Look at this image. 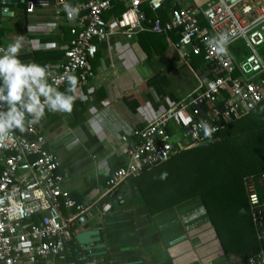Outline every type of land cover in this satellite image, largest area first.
Wrapping results in <instances>:
<instances>
[{
  "label": "built area",
  "instance_id": "1",
  "mask_svg": "<svg viewBox=\"0 0 264 264\" xmlns=\"http://www.w3.org/2000/svg\"><path fill=\"white\" fill-rule=\"evenodd\" d=\"M166 0H55L58 19L70 25L73 36L65 49L58 71L48 78L49 90L37 86L29 99L15 87L16 109L0 112L6 122L0 128V264H80L87 261L85 252H76L71 242L78 225L97 214L112 212L122 205L121 186L143 171L170 159L179 150L211 140L225 124L252 112L264 98V0H209L196 9L179 8L170 12L168 22L160 17L149 19L142 10L146 2L152 11L162 8ZM125 10L116 19L105 13L116 4ZM5 0H0L1 13ZM35 8L27 0V11ZM58 24V22H56ZM55 23L50 24L56 26ZM142 31L176 33L173 43L185 60L200 55L212 66L213 77L200 79L198 92L159 111L148 124L128 137L126 161L109 176L105 190L97 200L78 202L64 186L67 175L61 161L46 145L39 125V112L49 104L58 107L57 91L77 77L79 88L94 76L91 60L98 42L108 41L114 33L132 38ZM242 42L246 52L231 53L230 47ZM5 50L0 46V77L7 75ZM43 76L41 71L35 74ZM206 105L207 110L202 106ZM31 119L21 133L13 126L24 115ZM262 198L252 177L246 179L247 197L257 226L263 222L264 173L259 179ZM264 264V249L246 262Z\"/></svg>",
  "mask_w": 264,
  "mask_h": 264
},
{
  "label": "crops",
  "instance_id": "2",
  "mask_svg": "<svg viewBox=\"0 0 264 264\" xmlns=\"http://www.w3.org/2000/svg\"><path fill=\"white\" fill-rule=\"evenodd\" d=\"M5 1L0 46L5 50L7 75L0 77V104L7 113L16 109L15 87L29 99L37 86L49 90L48 78L60 68L73 36L70 25L58 19L55 0H34L32 12L27 11V0ZM208 1L166 0L161 20L168 22L174 9H196ZM124 10L123 3L116 4L105 18L113 21ZM178 38L176 33L153 31L139 32L130 39L114 33L107 42H98L91 60L94 76L86 85L79 88L75 76L57 91L58 107L49 104L34 110L29 105L31 114L39 112L46 145L60 159L61 172L67 175L64 186L76 201L97 200L110 174L125 163L123 137L151 122L159 111L195 95L203 76L213 77L212 66L202 56L192 55L185 62L177 54L173 43ZM242 47L237 42L230 51L238 55ZM260 53L264 59V46ZM38 71L43 73L40 78L35 75ZM202 107L207 110L206 105ZM247 118H255L264 127V98ZM30 119L26 114L13 126L23 133ZM5 122L0 112V128ZM256 185L260 189L259 180ZM121 194L122 205L114 204L111 213H95L86 222L90 229L101 230L107 253L88 258L85 252L87 261L82 264L243 262L237 254L225 255L199 199L149 214L143 210V198L133 194L131 183L121 186ZM80 229L82 225L77 226ZM77 245L78 252H84Z\"/></svg>",
  "mask_w": 264,
  "mask_h": 264
},
{
  "label": "trees",
  "instance_id": "3",
  "mask_svg": "<svg viewBox=\"0 0 264 264\" xmlns=\"http://www.w3.org/2000/svg\"><path fill=\"white\" fill-rule=\"evenodd\" d=\"M162 8L154 12L145 6L142 10L146 17L162 18ZM248 114L225 124L211 140L179 150L166 162L128 181L133 194L143 198V210L149 214L199 199L225 255L237 254L243 262L264 249V207L262 225L257 226L246 188L247 178L257 184L264 173V127L255 118L249 120ZM70 245L72 260L79 248L76 242Z\"/></svg>",
  "mask_w": 264,
  "mask_h": 264
},
{
  "label": "water",
  "instance_id": "4",
  "mask_svg": "<svg viewBox=\"0 0 264 264\" xmlns=\"http://www.w3.org/2000/svg\"><path fill=\"white\" fill-rule=\"evenodd\" d=\"M239 0H225L229 5L236 3ZM75 241L81 245L88 258L106 255V244L101 237L100 229H90L89 226L82 225V229L78 230L74 236Z\"/></svg>",
  "mask_w": 264,
  "mask_h": 264
},
{
  "label": "rangeland",
  "instance_id": "5",
  "mask_svg": "<svg viewBox=\"0 0 264 264\" xmlns=\"http://www.w3.org/2000/svg\"><path fill=\"white\" fill-rule=\"evenodd\" d=\"M243 49L241 50V54H244L246 52V50L244 49V47H242Z\"/></svg>",
  "mask_w": 264,
  "mask_h": 264
}]
</instances>
